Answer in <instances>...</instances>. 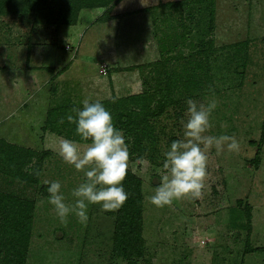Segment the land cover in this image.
Listing matches in <instances>:
<instances>
[{"label":"rangeland","instance_id":"1","mask_svg":"<svg viewBox=\"0 0 264 264\" xmlns=\"http://www.w3.org/2000/svg\"><path fill=\"white\" fill-rule=\"evenodd\" d=\"M119 3L80 10L74 26L0 16V194L33 205L24 264H128L113 251L115 211L89 205L86 226L74 214L65 225L49 203L44 181L59 182L68 204L85 181L58 154L61 139L88 144L67 120L85 99L113 122L135 112L139 135L122 132L141 181L137 264H264V0ZM188 99L215 100L208 134L235 136L240 151L210 149L203 198L157 208L148 197L184 137Z\"/></svg>","mask_w":264,"mask_h":264},{"label":"clouds","instance_id":"2","mask_svg":"<svg viewBox=\"0 0 264 264\" xmlns=\"http://www.w3.org/2000/svg\"><path fill=\"white\" fill-rule=\"evenodd\" d=\"M187 120L181 121L183 139L174 140L170 150L164 153L161 180L153 195L148 197L157 208L172 207L174 202L184 199H202L208 178V152L215 148L220 154L240 151L235 136H212L211 116L217 102L201 103L187 100ZM73 113L75 115H73ZM70 123L77 125L76 133L83 141H91L83 147L69 139H61L58 154L63 161L83 172L85 181L73 189L74 203H66L59 182L44 181L48 184L49 203L54 206L60 222L67 224L69 215L74 214L79 222L87 225L88 206L99 204L103 211H118L128 200L123 187L128 171L135 173L130 165L129 147L122 130H118L111 113L99 101H83V108L73 107L67 115ZM63 119L60 120L62 124ZM138 158L135 164H142ZM35 175H41L37 169Z\"/></svg>","mask_w":264,"mask_h":264},{"label":"trees","instance_id":"3","mask_svg":"<svg viewBox=\"0 0 264 264\" xmlns=\"http://www.w3.org/2000/svg\"><path fill=\"white\" fill-rule=\"evenodd\" d=\"M0 0V16L21 13L31 16L41 26H74L78 13L84 8H113L122 0ZM96 2V3H95ZM69 49V47L67 48ZM53 71V69H50ZM60 72L55 75L58 76ZM54 75V76H55ZM131 102L139 103L131 97ZM132 111L118 113L114 125L118 130L125 129L138 134L137 123L133 121ZM134 123L135 128L129 127ZM91 143V141H86ZM139 147V142H138ZM141 149V146H140ZM24 156H23V155ZM29 151H22L18 156L10 157V164L21 160ZM254 162H257L254 159ZM154 186H157L154 184ZM123 187L128 200L115 211L113 230L114 252L128 264H137L144 254L142 237V196L141 181L128 172ZM33 205L16 195L0 194V264H24L32 231Z\"/></svg>","mask_w":264,"mask_h":264},{"label":"crops","instance_id":"4","mask_svg":"<svg viewBox=\"0 0 264 264\" xmlns=\"http://www.w3.org/2000/svg\"><path fill=\"white\" fill-rule=\"evenodd\" d=\"M122 1H123V0H122ZM122 1H120V3H121ZM120 3H119V4H120Z\"/></svg>","mask_w":264,"mask_h":264}]
</instances>
